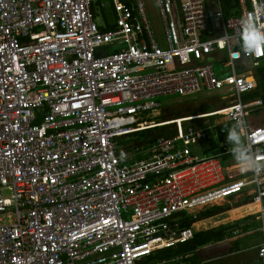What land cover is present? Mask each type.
Wrapping results in <instances>:
<instances>
[{"label": "built area", "instance_id": "obj_1", "mask_svg": "<svg viewBox=\"0 0 264 264\" xmlns=\"http://www.w3.org/2000/svg\"><path fill=\"white\" fill-rule=\"evenodd\" d=\"M98 1L0 0V264H150L194 236L178 215L197 218L200 207L247 189L264 233V169L238 167L246 177L209 188L220 179L218 156L192 155L206 133L182 124L233 113L264 162V124L246 120L261 103L244 98L255 80L236 71L240 60L264 57L246 55L239 40L242 18L264 0H241L242 15L227 19L204 0L177 9L155 0L161 36L146 0H113L116 27L107 30L94 17ZM209 19L224 32L202 38ZM226 32L230 46L221 48ZM223 51L226 74L211 60ZM219 89L223 107L162 122L176 125L173 136L144 150L122 144L161 124L142 115L160 98ZM258 258L264 264V239Z\"/></svg>", "mask_w": 264, "mask_h": 264}, {"label": "crops", "instance_id": "obj_2", "mask_svg": "<svg viewBox=\"0 0 264 264\" xmlns=\"http://www.w3.org/2000/svg\"><path fill=\"white\" fill-rule=\"evenodd\" d=\"M104 1L105 2L99 0L94 5L93 10L95 9L96 13L98 7L109 8L107 7L109 2L107 0ZM146 1L148 5V11L153 21V25L155 26L158 34L161 36L163 34V30L160 27L159 22L161 19L157 9L156 2L155 0L149 1L150 3L148 2V0ZM246 1H247V5L250 6V0H246ZM204 3L206 4L207 9L221 10L222 15L225 19L229 17L241 16L243 13L241 0H237V1L228 0L227 5L221 2V0H204ZM178 6H179V0H176L175 2L176 9L178 8ZM226 9H228V11ZM109 10H111L112 12L111 15H113V17L111 18V22L114 23L116 27L117 14L114 10L113 0H111V8H109ZM94 17L96 19L95 12H94ZM102 17L104 19L103 14ZM99 25L101 30H103L102 27L103 26L105 27V21L104 23H100ZM223 32L224 30L221 19L220 20L209 19L201 36L202 38L215 37L217 35L222 34ZM226 54L227 53L223 51L212 54L211 56L212 57L211 60L214 64V67L217 70V72L220 74H226L231 71L229 67L223 65V58L226 56ZM236 71L239 73H245L249 76V78L255 80L256 87L252 91L246 93L244 95V98L249 99L251 101H256V100L261 101L260 104L256 103L252 105L251 110L246 118L247 123L250 126L264 124V57L261 59L240 60L237 64ZM203 92L206 93L207 96H205L204 98L197 99L196 101L199 102L197 104H192L193 101H190L191 99L194 100L193 95L195 94L184 95V96L176 95L179 97H184L180 103L184 102L185 106H181V107H184L182 109L189 110V112L187 113L184 112V114L187 115L179 116L177 118H183V117L199 115L204 113H211L223 107L225 103V95H224L226 93L225 89H219L212 92L201 91L199 93H203ZM163 106L164 105L162 104V106L160 107V113L156 114L157 116L163 112L162 110ZM166 106H173V104L165 105L164 107ZM167 108H173V107H167ZM173 119L176 118L160 121L159 123L161 124L159 125L161 126L167 124L162 122H166ZM234 122L235 121L230 120L224 114H209L201 117L196 116V118H191L190 120H186L182 122L183 126L186 129L189 127H193L197 129H202L206 133V136L204 138H201L197 142L190 145L192 155L198 158L218 156V163H219L218 168L221 174L220 179L214 183H211L209 185V188L223 185L228 181H230L231 179L246 177V175L240 174L238 168L239 165L234 160L229 150L231 146L229 145L226 139L228 128ZM171 125L173 126V129L175 130L176 133V125L175 124H171ZM240 131L243 137L245 138L244 130L241 129ZM148 139L149 137L145 136L144 140L136 141L135 144L131 146L134 148H142V150L149 148L151 144H147ZM197 149L207 152V154L204 156H200L197 154L196 151ZM149 155H150L149 153L143 151L138 156L148 157ZM223 160H225L226 163L225 166L223 165ZM230 174H234L235 177L231 178L229 176ZM252 195H253L252 189H247L237 194L227 196L224 199L206 204L198 209L197 218H194L192 214L191 215L182 214L181 216L180 215L177 216L175 222L176 220L179 219L181 221L182 227L193 228L194 236H196L195 234L197 232L207 231L211 228H215L217 230L216 236L218 237V239L216 238L212 239L206 245L199 247V249H197L199 254V259L196 262L194 261V263L190 261L189 262L186 261V264H258L259 263L258 247L263 242L264 233L262 230V221L258 218L259 207L257 203L251 202ZM202 214H206V215L201 216ZM213 216L214 217L221 216V218L220 219L216 218V220L210 221L209 226H205V224H203L205 220L207 219L210 220ZM186 218H188L190 222L189 225L188 224L186 225L185 223L187 221ZM254 221L255 223L256 222L260 223V228L258 227L255 230V232L256 231L261 232L260 241L255 245L253 244L252 246H249L247 248H242L239 245V241L241 240V238L253 235L255 233L253 232V230L249 231ZM194 236L190 238V241L195 238ZM181 244L183 245L184 243H178L175 246L166 249L173 250L176 249L177 246H180ZM190 246H192V244ZM185 248L188 250H185L186 251L185 253L182 252L185 254L184 257H189L192 255L193 252H195L190 250L193 249V247L189 248L185 246ZM162 255L164 254L162 253L161 256ZM150 257L151 256H149L148 258ZM163 258H168V257L166 256ZM149 263L151 264L152 262Z\"/></svg>", "mask_w": 264, "mask_h": 264}, {"label": "clouds", "instance_id": "obj_3", "mask_svg": "<svg viewBox=\"0 0 264 264\" xmlns=\"http://www.w3.org/2000/svg\"><path fill=\"white\" fill-rule=\"evenodd\" d=\"M261 21H264V4L256 5L253 11L241 20L240 48L246 55L252 56L264 51V25ZM231 39L227 32L221 36V48L230 46ZM228 116L235 122L228 128L226 139L231 146L229 150L239 165L240 171L243 173L260 172L264 169V162L252 152L243 137L240 131L244 126L243 120L233 113H228Z\"/></svg>", "mask_w": 264, "mask_h": 264}, {"label": "trees", "instance_id": "obj_4", "mask_svg": "<svg viewBox=\"0 0 264 264\" xmlns=\"http://www.w3.org/2000/svg\"><path fill=\"white\" fill-rule=\"evenodd\" d=\"M237 1V0H235ZM221 2H223L225 5L228 4V0H221ZM102 10V14L104 16V21H105V27L103 26V30H107V29H111L115 27V24L111 22V18L113 17V15H111V10H109V8H101ZM228 11V9H226ZM95 14L97 15L95 9H94ZM164 108V106H163ZM184 112H189V110L187 109H180L179 111L176 112H172V113H167L166 109H163V112L161 114H159L156 117L151 116L150 118H148L150 121L155 119H160L157 120L156 122H160V121H164V120H168V119H172V118H177L179 116H185L187 114H184ZM189 115V114H188ZM146 134L144 136H148L149 139L147 140V144H152L154 142V140L158 137V136H172L175 133V130L173 129V126L171 124H164V125H158L152 128H149L147 130ZM206 215V214H202L201 216ZM187 221L185 222L186 225H189V220L188 218H186ZM216 229L215 228H211L207 231H201V232H197L194 236L195 238L193 240H188L187 242H184V244L177 246L176 249L170 250V249H166L163 251H160L158 253H154V255L152 254L151 257L153 258V260L151 261V264H186V261H190L192 263H194V261L196 262L199 259V254L197 249H199V247H202L204 245H206L208 242H210L212 239H218V237L216 236ZM220 233V232H219ZM220 235V234H219ZM218 235V236H219ZM192 244V246H190ZM185 246L192 248L190 249L192 251H195L192 253L191 256L189 257H184V253L186 252L185 250H188L185 248ZM166 251V252H165ZM170 251V252H168ZM184 252V253H182ZM164 254L161 256V254ZM161 256V257H160ZM168 257V258H163V257ZM180 256V257H178ZM150 257V258H151ZM160 257V258H159ZM178 257V258H176ZM176 258V259H175Z\"/></svg>", "mask_w": 264, "mask_h": 264}, {"label": "rangeland", "instance_id": "obj_5", "mask_svg": "<svg viewBox=\"0 0 264 264\" xmlns=\"http://www.w3.org/2000/svg\"><path fill=\"white\" fill-rule=\"evenodd\" d=\"M109 3L107 5V7L111 8V0H107ZM151 1V0H148V2ZM102 2H105L104 0H102ZM150 3V2H149ZM96 21L98 22V24L100 23H104V19L102 17V12H101V8L98 7L97 8V15H96ZM205 96H207L206 93H197L195 95H193L194 97V100L191 99L190 101H193L192 104H197L199 102H197L196 100L197 99H200V98H204ZM184 97H179V96H168V97H162L160 98L162 104L165 106V105H172L173 106H166L164 107L167 111V113H170V112H175V111H178L184 107H181V106H185L184 102L180 103L181 100L183 99ZM167 107H173V108H167ZM163 110V108H162ZM157 113H160V108H157L155 110H152V111H147V112H144L142 115H143V119L146 118H150L151 116L153 117H156ZM149 120V119H148ZM157 120H160V119H155L152 120L153 121H157ZM147 131H139V132H136V133H133V134H130L129 136L125 137V138H122L121 142H123L122 144H127V145H133L135 144L136 141H140V140H144V135L146 134ZM125 142V143H124ZM197 154L200 155V156H204L207 154V152H204L202 150H199L197 149ZM225 160H223V165L225 166ZM217 219H220L221 216H216V217H212L210 220L207 219L205 220V222L203 224H205V226H209L210 225V221H214ZM260 228V223L259 222H256L255 221L253 222V224L251 225L250 227V230H253V232H255V230L257 228ZM260 235H261V232H255L253 235H250V236H246V237H243L241 238V240L239 241V245L242 247V248H247L249 246H252L253 244H257L259 241H260ZM161 253V252H160ZM152 257L151 258H147V261L148 262H151L152 261Z\"/></svg>", "mask_w": 264, "mask_h": 264}, {"label": "water", "instance_id": "obj_6", "mask_svg": "<svg viewBox=\"0 0 264 264\" xmlns=\"http://www.w3.org/2000/svg\"><path fill=\"white\" fill-rule=\"evenodd\" d=\"M108 45H104V46H102L101 48H100V50H102V49H108Z\"/></svg>", "mask_w": 264, "mask_h": 264}]
</instances>
